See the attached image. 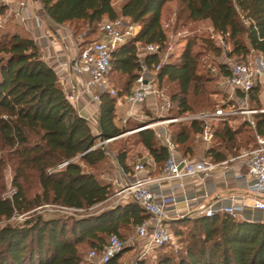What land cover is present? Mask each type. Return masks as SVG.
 <instances>
[{
	"label": "trees",
	"instance_id": "16d2710c",
	"mask_svg": "<svg viewBox=\"0 0 264 264\" xmlns=\"http://www.w3.org/2000/svg\"><path fill=\"white\" fill-rule=\"evenodd\" d=\"M173 1L124 0L117 6L116 0H40V5L50 19L73 32L80 51L87 42L99 38L90 36L97 34L107 20L125 18L140 25L139 33L113 52L112 71L126 79L122 86L110 88L123 96L131 93L142 69L137 44L166 47L164 15ZM179 2L192 21L206 20L229 39L233 45L229 55L242 60L254 53L264 55V0ZM13 21L0 27V264H96L85 261L86 248L101 252L112 235L123 239L124 228L133 233L135 225L149 218L138 203L129 199L81 217H48L37 208L53 204L89 210L106 203L113 196V186L100 168L113 154L120 167L128 170L129 150L123 145L114 151L113 146L116 139L143 124L133 128L120 125L116 121L117 97L108 90L101 95L94 129L68 99L59 75L44 59L32 34ZM10 22L13 27L8 25ZM207 42L220 53V46L209 39ZM195 44L194 40L188 41L179 59L169 60L158 71L159 86L163 81L174 85L169 95V117L198 113L195 98L202 96L210 101L207 93L211 82L231 74L227 63H220L216 74L204 71ZM159 61L156 54L146 58L149 66ZM260 89L257 85L250 93L256 108L261 106ZM255 120V128L247 121L243 123L254 131L253 144L244 150L255 146L257 134L264 136V114L256 115ZM170 129L179 151L192 133L201 135L203 123H173ZM240 132L223 122V127L216 129V138H221L225 148H235ZM138 136L157 166L164 167L169 151L154 131L138 130ZM182 155L191 158L188 153ZM204 156L216 163L228 159L225 151L215 147L208 148ZM7 168L13 171L15 188L8 195ZM32 182L37 188L34 193H30ZM20 215L26 218L19 223L16 217ZM171 229L181 244L178 251L155 248L160 250L151 263L145 258L138 264H264V222L235 219L218 212L174 220ZM129 246L104 264H124L122 258Z\"/></svg>",
	"mask_w": 264,
	"mask_h": 264
},
{
	"label": "built area",
	"instance_id": "2783aa9c",
	"mask_svg": "<svg viewBox=\"0 0 264 264\" xmlns=\"http://www.w3.org/2000/svg\"><path fill=\"white\" fill-rule=\"evenodd\" d=\"M33 1L40 3V0ZM26 4V1H22L20 3L21 8L26 7ZM1 6L2 3L0 2V27H3L8 21V16L1 12ZM242 18L245 23L249 24V20L244 15H242ZM139 28L140 25L134 24L125 18L107 21L101 26L103 37L87 42L73 59L64 62L72 73L80 77L78 86L72 91L66 92L68 99L75 105L78 112L84 109L83 99L89 97L93 102L100 104L102 93L108 90L113 96L117 97L118 105H142L150 96H156L161 98V107L167 112L166 117L148 122L140 128V130L152 129L159 143L168 149L169 157L162 172L155 176L147 174L125 184L117 182L118 185H121H119L121 188L116 194L120 196L121 200L130 199L135 201L149 215V218L133 227V233L127 241L115 234L110 237L101 252L92 250L90 255L99 257V261L95 262L96 264L108 262L111 258L120 254L128 244L135 245L136 241H140L141 255L145 257L153 249L172 243L174 234L171 229V222L174 220L187 216L214 215L218 212L227 213L235 219H240L245 204L237 195H229L227 199L230 200V203L222 205L220 210L205 204L198 197L190 198L184 195L180 199L177 196L176 189L183 187L184 178L198 177L206 179L213 172L226 170L230 166L229 160L216 163L206 156L197 159L183 156L179 153L177 144L172 139L170 126L179 122H202V141L207 147H211L216 140L214 120L225 121L232 119L234 116L242 115L255 128V116L264 113V108L252 107L250 97L253 88L264 80V59L261 56L255 60L237 58L235 62L230 64L231 74L220 79V86L225 88L228 96L216 109L199 113H187L180 117H169L168 113L172 108V101L159 86L158 71L164 63L169 61L170 52H167L165 47L158 43L137 44L142 69L131 93L118 96L116 90L111 89L109 86V75L113 67V52L119 46L134 38L139 33ZM212 35L213 37L218 36L222 40L225 39V36L217 32L214 27H212ZM152 54L158 55L160 61L158 64L149 66L146 58ZM131 115L133 114L131 113ZM238 158L244 160L243 165L246 170H240L236 177L247 181V190L253 197L255 207L264 209V200L262 199L264 195V136L257 134L255 146L242 151ZM134 169L144 171L145 166L137 163ZM152 184L166 185L170 190L155 192ZM223 199L226 198L223 197L221 200ZM60 208L81 210L63 206H60ZM195 209L197 210L195 211Z\"/></svg>",
	"mask_w": 264,
	"mask_h": 264
},
{
	"label": "rangeland",
	"instance_id": "374dc122",
	"mask_svg": "<svg viewBox=\"0 0 264 264\" xmlns=\"http://www.w3.org/2000/svg\"><path fill=\"white\" fill-rule=\"evenodd\" d=\"M123 1L124 0H116V5L120 6V4L123 3ZM13 22L8 23V25L10 24L13 27ZM163 27L166 30L167 35H168V41H167L165 50L167 52H170L169 60L177 61L184 47L186 46L187 42L191 40H194L196 43L195 50L201 53V63L203 64L202 69L206 72L209 71L211 73V71H213V73L216 74L218 71L217 66L220 63H227L230 65L237 60L236 56L229 55L230 51H232L233 49V45L232 43H230L229 39L225 38L224 40H222L218 36L213 37L212 35L213 26L206 20L192 21L188 17V12H186L182 8V6H180L179 0H175L172 3L168 4L165 10ZM96 37H99V38L103 37L102 32H101V26L97 34L90 36V38L92 39ZM83 38L81 37L79 39L82 41ZM208 39L214 41L215 45H218L221 47L220 53H217L216 50H213V46H210V42H207ZM250 58L253 60L256 59L254 54H251ZM125 79H126V76H122L121 74L112 71L109 75V86L118 88L122 86V83L124 82ZM220 79L221 78H219L218 76L217 80H214L213 82H211V86L209 87V90H208L209 95L207 93V96L209 97L210 101L202 99V96H198L195 98V103H194L195 110L198 111V113L207 111V110L210 111V110L216 109L218 106L222 104L223 100L227 99L228 94L224 90L225 88H221ZM173 86H174L173 84H170L167 81H163L162 83H160L161 90L164 91V93L168 96L171 94V91L173 90L172 89ZM155 98H156L155 100L156 110H153L150 112L146 107H144L143 109H141V111H138L137 113H135V116H136L134 118L135 120H140V123L146 122L144 124L146 125L148 122H152L154 120L160 119L159 115L167 114V112L164 111L161 107V102H162L161 98H158L156 96ZM209 102H211L212 105H208ZM234 117H237V116H234ZM134 119L127 123V127L133 128L136 126V122H134L135 121ZM90 122L93 128L95 129L96 127L95 121L91 120ZM213 123H215V128L216 126L218 127V129H221L223 127V123L220 120H214ZM243 123L244 122L240 119L238 121L233 120L231 124H229L233 129L241 130L240 134L238 135L239 140L235 148H228V149L225 148V145L222 144V140L220 137L216 138L215 140L216 143L214 142L213 146L211 147H215L216 149L225 151L228 154L229 158H231V156H237V154L242 152L244 149H246L247 147H250L254 141V131L252 128L247 127ZM135 131L137 130H133L132 132L134 133L131 134L128 138H123L120 141L118 140L119 142L116 141L115 146H113V150L115 151L119 149L120 147H122L123 145H125L129 151L133 148L137 149V147L140 144V138L138 136V132H135ZM208 148L210 147H207L203 143L200 134L192 133L189 141L186 142L185 144H181V146L179 147V153L180 154L188 153L191 156V159H194V158H199L202 155H205V152ZM234 159L229 160V166L233 164ZM107 162L108 163L104 167L100 168V171L105 170L103 173V177L105 178L106 181H109L110 183H112L114 193H113V196L106 203L96 208H93V209H89V210L81 209L79 211L62 209L60 208V206L53 205V204H47V205L37 208V211L45 214L48 217L49 216L81 217L86 214L97 213L98 211H100L101 209L105 207H114L118 205L119 202H121V198L120 196L116 194V192L117 190L121 188L120 187L121 185L119 184L120 185L119 186L118 183L115 182L116 183L115 184L113 182L115 181V179L117 180L119 178L120 174L123 175V170L117 164L115 155L112 154ZM139 163L144 164L146 170L148 168L147 166H150V164L147 163V158L145 157L141 158ZM131 169L132 168H130V170ZM151 174L152 176L158 175L154 173H151ZM5 175H6V182H7L6 194L8 195V194H11L15 190V188L12 185L13 171L10 168H7ZM122 183L124 184L123 181ZM30 187H32V190L30 193H34L37 190L35 182H32ZM33 211L34 210H32L31 212ZM25 218H26L25 215H20L16 217V221L20 223ZM122 231H123L122 232L123 240L127 241V239L125 238L130 236L132 234V231L131 229H126V228H124ZM180 245L181 244L179 242V239L176 236H174L173 242L164 246L165 247L164 249L166 251L177 252L178 249L181 247ZM140 247H141L140 241H136L134 246L130 245L127 248L129 250L128 253L125 254L122 258L123 263L124 264H138L139 261L144 260L145 258H147L146 261L148 263H151L155 259L156 253L160 250V249H153L145 257L141 255ZM92 250H94V247L92 248L88 247L85 249V254H84L85 261L98 262L99 257H92L90 255Z\"/></svg>",
	"mask_w": 264,
	"mask_h": 264
},
{
	"label": "crops",
	"instance_id": "0c3cea01",
	"mask_svg": "<svg viewBox=\"0 0 264 264\" xmlns=\"http://www.w3.org/2000/svg\"><path fill=\"white\" fill-rule=\"evenodd\" d=\"M22 1H26V7L21 8L20 3ZM0 2L2 3L1 12L8 16V20L13 19L15 23L19 24L21 27H24L32 34L42 49L44 59L59 75L60 80L64 85L65 92H70L76 86H78L80 77L72 73L69 67L64 64L65 61L69 62L71 59H73L80 51L79 40L75 38L73 32L67 26L57 24L52 19H50L45 14L39 2H35L33 0H0ZM17 10L19 11L18 13ZM139 29H141V27ZM254 55L256 59L261 56L264 59L263 54L254 53ZM259 85L261 88L259 92L261 106L259 108H264V80ZM155 100L156 98L154 96H150L142 105L117 104L116 121L120 125L127 124L136 117L135 113L141 111V109L144 107H146L150 112L156 110ZM253 103L255 104V101H251L252 107H256ZM83 105L84 109L79 111L80 115L89 121L94 120L96 129L98 124L100 104L93 102L89 97H87L83 99ZM131 113L133 115H131ZM166 116L167 114L159 115L160 119ZM240 119L243 122L246 121L245 116L242 115L233 117L230 120L220 121H222V123L227 122L231 124L233 120L238 121ZM134 122H136L137 125H140L141 123L144 125L146 123H140V120H135ZM140 128L141 127H137L133 130H137L135 132H138V129L140 130ZM217 128L218 127L216 126L215 129ZM133 133L134 132L132 131L128 132L116 140L129 137ZM110 143H113V141ZM240 154L237 156H231V158L228 156L229 160L235 158L233 164L230 165V168L226 170H217L206 179H200L198 177L184 178L183 187L176 189L177 196H179L180 199H182L184 195H187L190 198L198 197L205 204L211 205L216 210H220L222 205L230 203V200L227 199L229 195H237L243 200L245 204L244 210L241 212L240 219L253 222H264V209L255 207L253 197L247 190V181L245 179L236 177V174L240 170H246L245 166L243 165L244 160L242 158H238ZM202 156L199 158H202ZM144 157L147 158V163L150 164V166H147V170L145 169L144 171H136L134 169V165L139 163L141 158ZM126 163L128 166L127 171L120 167L117 162L119 167L123 170V175L120 174L117 180H113V183H121L122 181L124 184L125 182L129 183L135 180V178H141L147 174H158L163 169V167L160 169L157 166L153 156L143 143H140L137 149L133 148L128 152ZM130 168L132 169L130 170ZM152 188L155 192L170 190L168 186H160L158 184H152ZM223 197L226 199L221 200ZM240 199L238 198V200ZM262 199L264 200V195L262 196ZM127 200L129 199H123L121 200V203ZM193 203L196 205L194 201ZM196 210L197 209H195V211Z\"/></svg>",
	"mask_w": 264,
	"mask_h": 264
},
{
	"label": "water",
	"instance_id": "95a60500",
	"mask_svg": "<svg viewBox=\"0 0 264 264\" xmlns=\"http://www.w3.org/2000/svg\"><path fill=\"white\" fill-rule=\"evenodd\" d=\"M143 126H145V125H143ZM143 126H142V127H143ZM103 143H104V142H102L101 144H103Z\"/></svg>",
	"mask_w": 264,
	"mask_h": 264
}]
</instances>
